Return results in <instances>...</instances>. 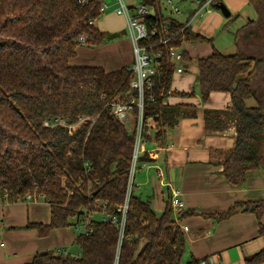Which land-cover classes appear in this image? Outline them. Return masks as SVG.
I'll list each match as a JSON object with an SVG mask.
<instances>
[{"label":"trees","instance_id":"1","mask_svg":"<svg viewBox=\"0 0 264 264\" xmlns=\"http://www.w3.org/2000/svg\"><path fill=\"white\" fill-rule=\"evenodd\" d=\"M104 2L0 0V196L16 202L33 194L48 201L51 222L29 225L41 236L89 220L87 232L79 233L75 242L79 257L42 251L28 264H201L203 258L193 256L183 262L186 237L170 201L158 215L150 198L130 190L136 129L129 130L110 110L111 102L130 89L129 66L107 71L71 63L79 46H99L116 38L96 24ZM141 3L151 10L145 18L149 25L161 30L168 21L170 26L168 43L155 47L163 55L155 84L145 91L143 114L144 139L154 130L161 141L166 129L177 128L184 117L197 112L194 104L165 103L171 95H193L172 91L175 67L169 48L213 39L166 17L160 0ZM154 39L158 43V37ZM184 59L192 61L187 52ZM257 65L244 52L226 55L217 49L197 60L202 100L207 103L213 92L231 95L228 111L206 109L204 120L209 131L230 123L236 129L235 146L222 162L225 178L235 186H243L248 172L263 165L264 111L246 103L254 95ZM133 115L138 119L137 108ZM57 118L72 126L45 125ZM80 118L85 120L79 123ZM138 161H150L149 154ZM126 202L123 228L97 217L105 213L121 221L120 208ZM239 206L257 215L264 237V200L237 202L214 216L228 219ZM245 264H264V248Z\"/></svg>","mask_w":264,"mask_h":264},{"label":"crops","instance_id":"2","mask_svg":"<svg viewBox=\"0 0 264 264\" xmlns=\"http://www.w3.org/2000/svg\"><path fill=\"white\" fill-rule=\"evenodd\" d=\"M170 1L171 5L177 4L174 0ZM198 1L200 0H193L187 9L179 8L180 12H176L179 16H165L184 24L191 22L189 28H192L193 24L214 13L210 4L203 10V15L191 21L198 8ZM116 3L117 8V0ZM166 3L170 5L169 0H166ZM129 4L134 6V3ZM170 11L173 12L172 8ZM96 24L98 26V23ZM255 24L256 19L251 20L252 28L244 31H253ZM98 28L116 35V38L106 42L107 44L92 46L95 51L109 52V57L99 61L86 57L79 49L87 45H81L71 63L101 66L107 71L130 66L135 55L133 42L127 32V21L124 20L120 25L112 24ZM190 43L194 42L183 43V49L188 56L190 53L186 47ZM238 46L244 52L240 42ZM190 58L192 59L191 56ZM191 62L185 61V71L175 74L188 72ZM172 91L181 92L173 83ZM211 95L213 99L208 104L196 103L194 98L178 94L167 98L166 104H194L197 112L196 115L184 117L177 128L166 129V135L161 141L156 140L154 130H150L143 145L144 153L149 154L150 161L147 167L139 164L136 195L150 198L154 210L160 215L167 207V200L170 201L169 184L179 187L183 192L185 208L174 212V217L181 227H189V230L184 232L186 259L191 256L198 259L213 257V264H245L247 257L264 248V237L259 235L257 215L243 211V206H239L237 212L228 219H217L214 215L226 212L237 202L264 200V164L248 172L247 181L243 186H235L225 178L222 162L235 146L236 129L230 123L221 130L209 131L205 125L204 112L201 114L198 110L228 111L231 107V95L221 92H213ZM135 183L136 173L132 192ZM50 222L51 205L44 198L9 202L0 196V264H28L38 252L70 250L69 247L75 244L78 237L74 226L53 229L46 236H41L38 230L29 227L32 223ZM262 223L264 224V213Z\"/></svg>","mask_w":264,"mask_h":264},{"label":"built area","instance_id":"3","mask_svg":"<svg viewBox=\"0 0 264 264\" xmlns=\"http://www.w3.org/2000/svg\"><path fill=\"white\" fill-rule=\"evenodd\" d=\"M118 7L116 8V13L122 15L126 18L127 21V32L133 42L134 49V62L129 66L130 73L132 74V79L130 81V89L128 92L123 93L118 97L116 101L111 102L110 110L114 116L125 124L129 122L130 119H133L134 127L136 129V144L134 148L132 167L130 170L131 173V186L130 190L132 191L133 179L137 169L139 168V157L144 154L143 145L146 140L143 137V114H144V104H145V91L151 89L155 84V76L158 73V68L160 66V60L162 58V51L155 50L156 45H166L169 41V38L166 37L168 30L170 28L169 22L166 21L163 23L161 30L154 27L152 24L149 25L146 21V15L151 13V10L148 6L140 3L137 6H130L126 0H117ZM214 0H200L198 1V8L194 12L193 21L196 17L203 15V10L210 5ZM169 3L172 2L169 0ZM108 8V4L104 2L101 7L102 13H104ZM174 12H180V9L177 6L172 5ZM189 23L185 24V27H188ZM158 37V43H155V37ZM84 40V39H83ZM169 52V61L174 64L175 73H182L185 71V59H184V49L183 44L180 46H171L168 50ZM150 100H153L154 97H150ZM138 109V119H134V110ZM85 119L80 118L79 123L83 122ZM78 123V124H79ZM46 126L50 125H64L72 126L65 119H54L53 121H46ZM144 167H147L148 162L142 163ZM162 177V173H158ZM170 188V204L174 212H180L185 208V200L183 198V192L179 187L172 186L169 184ZM35 197L33 194H27L25 196L26 200H33ZM128 210V203L120 208L121 211V221L118 216H109L105 213L104 217L101 219L107 223H119L121 228L124 227L126 215ZM89 217L91 215H88ZM88 221H83L75 224V229L79 230V233L87 232ZM182 230L188 231V226H183ZM57 253L63 254L65 256L72 255L79 257L80 253H72L68 249L57 250ZM215 259L213 257H205L201 260V264H213Z\"/></svg>","mask_w":264,"mask_h":264},{"label":"rangeland","instance_id":"4","mask_svg":"<svg viewBox=\"0 0 264 264\" xmlns=\"http://www.w3.org/2000/svg\"><path fill=\"white\" fill-rule=\"evenodd\" d=\"M160 1H161L162 9L166 15L168 16L170 15L173 17L174 15L179 16L176 12L170 11L172 5L171 4L168 5V3H166V0H160ZM174 1L177 3L176 5L175 4L174 5L175 6L178 5L177 6L178 8L187 9L188 7L191 6L193 0H174ZM126 2L128 4L134 3V6H137L141 3V0H126ZM220 2H223L228 6V8L232 12L231 15L230 16L223 15V13L216 7L217 3L215 2L211 3L210 8L214 9V13L202 19L201 21L193 24L192 27L193 29L190 28V30L192 31L193 34L200 33L206 37L209 38L211 37L213 39V43L198 42L196 40L191 41L194 43H190L186 47V49L190 53V56L192 57L190 68L188 72L184 74H174L172 81L173 86H177L178 89L181 92H183V94L184 93L193 94L192 96H186V97L194 98L196 103L201 102L200 104L202 103L206 104V103L202 100L198 87V80H197L198 73H197V65H196L198 58L210 54L213 47H214L213 49H217L218 51L226 55L243 52L241 48L238 46V42H240L241 47H244L245 49V46L248 45L249 41H252V43H257L263 37L262 32L255 33V30L244 31L248 28H252V25H250L251 20L256 19L257 21L259 19V12L257 8L263 9L262 6L263 0H221ZM106 3L109 5V8L97 20L98 26L107 27L112 24L120 25L122 22H124V20H126L124 16L115 13V8L117 6L116 0H106ZM92 48L93 47L85 46V47H80L79 50L81 51V54H84L86 57H91L92 59H97V61L103 58L107 59L109 57V52L107 51L98 52L93 50ZM246 49H248V47ZM221 93L228 94L227 92L226 93L221 92ZM212 99H213V95L210 96V99L207 102V104L210 103ZM246 103L248 106H256L257 104L254 97L249 98L246 101ZM226 104L227 102L225 103V105ZM198 111L201 114L204 112L203 110H198ZM125 125L129 130H132L134 127L133 119H130L129 122H127ZM139 175L140 174L138 169L136 172V183L133 189V192L135 194L137 192L136 184L138 182ZM93 217H96V214H94ZM97 217L101 219L102 217H104V214H100ZM75 230L79 234V230L77 229ZM69 249L70 252L75 253L77 251L76 244L71 245ZM53 252L57 253L56 250ZM186 257L187 255L185 254L183 262L186 261Z\"/></svg>","mask_w":264,"mask_h":264},{"label":"flooded vegetation","instance_id":"5","mask_svg":"<svg viewBox=\"0 0 264 264\" xmlns=\"http://www.w3.org/2000/svg\"><path fill=\"white\" fill-rule=\"evenodd\" d=\"M258 12H259V19L256 21V24L253 26L254 27L253 30H259V29L262 30L263 37L257 43H252V41H249L248 45L245 46L244 50L246 54L254 57L258 63L252 78V88L254 92L253 97L257 102L256 106L262 107L264 111V14L262 8H258ZM247 47L248 49H246ZM263 163H264V159H263Z\"/></svg>","mask_w":264,"mask_h":264},{"label":"water","instance_id":"6","mask_svg":"<svg viewBox=\"0 0 264 264\" xmlns=\"http://www.w3.org/2000/svg\"><path fill=\"white\" fill-rule=\"evenodd\" d=\"M263 14H264V0H263ZM216 7L223 13V15L225 16H230L231 15V10L228 8V6L223 3V2H219L216 4ZM259 32H263L262 30H255V33H259Z\"/></svg>","mask_w":264,"mask_h":264}]
</instances>
